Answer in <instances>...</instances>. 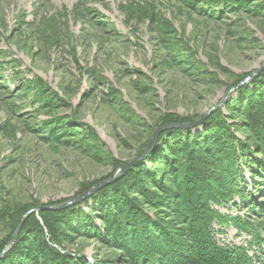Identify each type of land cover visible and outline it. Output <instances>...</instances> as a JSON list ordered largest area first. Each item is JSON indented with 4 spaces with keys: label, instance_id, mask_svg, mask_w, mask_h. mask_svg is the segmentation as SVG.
<instances>
[{
    "label": "rangeland",
    "instance_id": "1",
    "mask_svg": "<svg viewBox=\"0 0 264 264\" xmlns=\"http://www.w3.org/2000/svg\"><path fill=\"white\" fill-rule=\"evenodd\" d=\"M263 62L264 0H0V238L16 206L62 204L113 177L160 125L199 119ZM161 134L149 154L163 146L171 155ZM150 166L154 174L161 164ZM97 191L66 209L88 215ZM216 193L203 211L237 224L212 223L215 239L264 264V219L238 194ZM174 212L159 215L175 226ZM243 220L250 232L239 230ZM74 231L59 236L60 251L130 264L86 225Z\"/></svg>",
    "mask_w": 264,
    "mask_h": 264
},
{
    "label": "trees",
    "instance_id": "2",
    "mask_svg": "<svg viewBox=\"0 0 264 264\" xmlns=\"http://www.w3.org/2000/svg\"><path fill=\"white\" fill-rule=\"evenodd\" d=\"M234 92L224 111L218 107L210 112L202 131L191 135L183 128L161 131V143L169 146L171 155L163 146L157 147L92 195L94 202L88 215L70 208L29 214L12 247L0 256V264H87L85 257L76 259V254L55 246L59 236L71 238L72 232L83 225L98 240L121 251L130 264H250L252 257L245 248L220 244L213 235L212 223L235 224L236 218L224 221L217 211H203L208 207L204 197L217 202L216 191H229L238 194L239 205L264 219V202H260L264 198V67ZM227 119L234 123L228 124ZM157 163L161 164L159 170L151 174L147 168ZM242 166L250 174V184L244 179ZM183 183L186 186L179 191ZM254 187L257 194L251 192ZM26 206H16V214L0 238V251L22 215L33 208ZM161 211L163 216L175 211L177 224L164 220ZM73 218L81 221L77 227ZM94 220L100 221V228L94 226ZM250 226L243 220L238 228L247 233Z\"/></svg>",
    "mask_w": 264,
    "mask_h": 264
},
{
    "label": "water",
    "instance_id": "3",
    "mask_svg": "<svg viewBox=\"0 0 264 264\" xmlns=\"http://www.w3.org/2000/svg\"><path fill=\"white\" fill-rule=\"evenodd\" d=\"M264 67V62L260 64V66L254 70L253 72H251L249 75H247L245 78H243L242 80H240L238 83H236L235 85L231 86L229 89H227V91L224 93V96L222 97V99L214 106L210 107L206 112L203 113V115L193 121V122H172V123H166L163 125H160L154 132L152 139L150 140V143L146 146V148L144 149V151L137 157H135L134 159H132L131 161L126 162L125 164L121 165L115 172L113 177H110L108 179H105L101 182L96 183L93 187H91L90 189H88L87 191L65 201L62 204H58V205H43V206H39V207H35L32 209H29L28 211H26L22 217L20 218V220L18 221V223L16 224L14 230L12 231L9 239L7 240L6 244L4 245L3 249L0 251V256H3L13 245L16 236L25 220V218L31 214L32 212H36L39 210H61L63 208H66L68 205L75 203L76 201H80L85 199L86 197H88L90 194H92L93 192L97 191L98 189L108 185L109 183H111L114 179L120 177L122 174L126 173L127 170H129L131 167H133L136 163H138L140 160L144 159L146 156L149 155L150 151L154 148L156 140L158 138V135L161 131H164L166 129H178V128H191L197 125H200L204 122V120L206 119V117L210 114V112L212 110H214L215 108L220 107L225 100L228 98L229 94L235 90L236 88H238L240 85H242L244 82L252 79L253 77H255L260 70Z\"/></svg>",
    "mask_w": 264,
    "mask_h": 264
},
{
    "label": "bare ground",
    "instance_id": "4",
    "mask_svg": "<svg viewBox=\"0 0 264 264\" xmlns=\"http://www.w3.org/2000/svg\"><path fill=\"white\" fill-rule=\"evenodd\" d=\"M248 81H249V80H248ZM246 82H247V81H246ZM246 82H244V83H246ZM244 83H243V84H244ZM240 86H241V85H240ZM240 86H239V87H240ZM229 88H230V87H229ZM229 88H228V89H229ZM236 89H237V88H236ZM236 89H235V90H236ZM235 90H233L231 93H233ZM226 91H227V90H226ZM231 93L229 94V96L231 95ZM229 96H228V98H229ZM228 98H227V99H228ZM227 99L225 100V102H224L220 107L224 106V104L226 103ZM183 129H185V128H183Z\"/></svg>",
    "mask_w": 264,
    "mask_h": 264
}]
</instances>
